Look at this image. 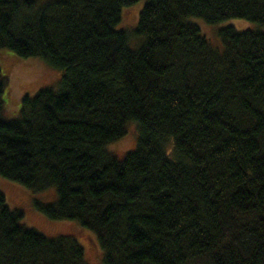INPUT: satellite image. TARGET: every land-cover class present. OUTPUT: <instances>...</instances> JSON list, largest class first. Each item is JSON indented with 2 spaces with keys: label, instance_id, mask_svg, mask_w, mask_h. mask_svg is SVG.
I'll return each instance as SVG.
<instances>
[{
  "label": "trees",
  "instance_id": "1",
  "mask_svg": "<svg viewBox=\"0 0 264 264\" xmlns=\"http://www.w3.org/2000/svg\"><path fill=\"white\" fill-rule=\"evenodd\" d=\"M138 1L0 0V51L62 72L8 117L0 69V176L55 188L34 205L79 231L30 227L0 192V264H88V231L103 264H264V0H146L120 29Z\"/></svg>",
  "mask_w": 264,
  "mask_h": 264
},
{
  "label": "rangeland",
  "instance_id": "2",
  "mask_svg": "<svg viewBox=\"0 0 264 264\" xmlns=\"http://www.w3.org/2000/svg\"><path fill=\"white\" fill-rule=\"evenodd\" d=\"M145 2L146 0H140L127 11L131 14H128L122 25L120 24V29H122L121 26L126 29L136 27L138 14L144 7ZM198 24L208 40L215 46L222 45L218 33L222 26L232 25L240 31L255 29L257 27L256 24L241 19L222 23L223 25L219 28L208 25L203 21H198ZM0 69L2 70L3 76L9 79V84L5 91L8 117L18 115L21 100L26 95H34L42 88L57 87L61 80L59 79L60 74L62 73L60 70L51 67L39 58L20 57L9 50L0 51ZM137 135V128L132 125L129 128L127 136L111 146L109 145L108 149L117 158L122 159L135 147ZM0 192L6 195L11 207L18 208L24 212V223L26 225L52 235L79 237V231L75 221L51 219L34 205L35 202L54 204L58 197L55 188H51L45 192H33L20 183L9 181L0 176ZM88 233H90L95 243L89 244L83 242L87 263L103 264L102 257L104 253L100 248L98 238L96 240V235L93 232L88 231Z\"/></svg>",
  "mask_w": 264,
  "mask_h": 264
}]
</instances>
